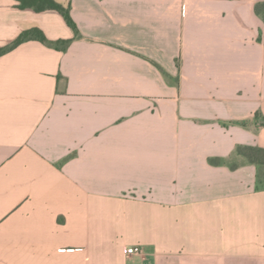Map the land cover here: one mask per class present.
Wrapping results in <instances>:
<instances>
[{
  "label": "crops",
  "instance_id": "1",
  "mask_svg": "<svg viewBox=\"0 0 264 264\" xmlns=\"http://www.w3.org/2000/svg\"><path fill=\"white\" fill-rule=\"evenodd\" d=\"M0 0V264H264V0ZM257 115V117H256ZM130 247L141 250L127 254Z\"/></svg>",
  "mask_w": 264,
  "mask_h": 264
},
{
  "label": "trees",
  "instance_id": "2",
  "mask_svg": "<svg viewBox=\"0 0 264 264\" xmlns=\"http://www.w3.org/2000/svg\"><path fill=\"white\" fill-rule=\"evenodd\" d=\"M17 2L19 3L18 7L21 9L31 8L37 12L47 10L56 11L64 18L66 24L75 32V34H77V28L70 17L69 8L63 7L54 0H17ZM254 11L264 24V2L256 3L254 6ZM30 40H35L42 44H48L60 49H64L69 43V41L48 42L40 30L30 29L21 33L9 45L1 47L0 56L12 51L20 44ZM258 41L264 44V31L258 37ZM237 158L242 159L243 163L253 165L256 168L255 190L264 191V149L250 146L237 147L232 157L227 160L213 161L212 164L226 165L230 169L234 170L240 165L234 160Z\"/></svg>",
  "mask_w": 264,
  "mask_h": 264
},
{
  "label": "built area",
  "instance_id": "3",
  "mask_svg": "<svg viewBox=\"0 0 264 264\" xmlns=\"http://www.w3.org/2000/svg\"><path fill=\"white\" fill-rule=\"evenodd\" d=\"M141 252V250L139 249V248H137V247H130V248H128L127 250H126V253L127 254H137V253H140Z\"/></svg>",
  "mask_w": 264,
  "mask_h": 264
},
{
  "label": "rangeland",
  "instance_id": "4",
  "mask_svg": "<svg viewBox=\"0 0 264 264\" xmlns=\"http://www.w3.org/2000/svg\"><path fill=\"white\" fill-rule=\"evenodd\" d=\"M237 164H242L243 160L240 158L234 159Z\"/></svg>",
  "mask_w": 264,
  "mask_h": 264
}]
</instances>
